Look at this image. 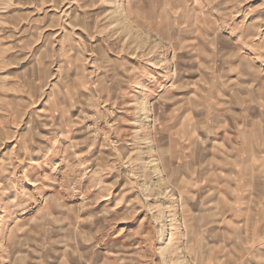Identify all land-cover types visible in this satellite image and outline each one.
<instances>
[{
  "label": "clouds",
  "instance_id": "9594fccd",
  "mask_svg": "<svg viewBox=\"0 0 264 264\" xmlns=\"http://www.w3.org/2000/svg\"><path fill=\"white\" fill-rule=\"evenodd\" d=\"M0 264H264V0H0Z\"/></svg>",
  "mask_w": 264,
  "mask_h": 264
}]
</instances>
